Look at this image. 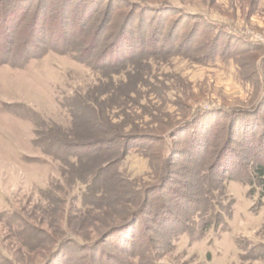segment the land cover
I'll return each mask as SVG.
<instances>
[{"label":"rangeland","instance_id":"1","mask_svg":"<svg viewBox=\"0 0 264 264\" xmlns=\"http://www.w3.org/2000/svg\"><path fill=\"white\" fill-rule=\"evenodd\" d=\"M133 3H164L172 10L146 15ZM184 11L190 18L181 14ZM133 12L144 22L146 50L131 61L104 64L113 35ZM194 15L227 27L226 35L218 34L213 53L218 57L212 62L205 63L214 29ZM174 22L175 41L169 48L163 45ZM23 25L0 29V264H264V198L258 207V190L250 198L249 187L235 181H225V193L234 202L232 215L201 239L183 234L170 246L154 233L158 229L152 223L154 214L103 238L109 225H104L109 221L106 217L116 219L125 213L124 208L109 214L94 212L76 199L83 187L78 179L94 171L92 163L97 158H103L98 165L108 158L106 149L78 150L63 138L83 127V115L75 104L92 103L95 108V100L102 105L110 101L108 110L98 112L115 123L127 119L145 127L160 119L174 128L189 118L195 126L210 130L204 136L205 152L193 158L199 164L215 160L223 148L233 147L246 155L239 139L230 142L224 135L244 124L242 116L264 121V0H105L84 28L86 35L99 37L91 58L85 60L93 69L69 54L83 46L71 30L66 42L44 33L40 43L27 48L30 54L22 55L23 48L17 47ZM138 25L137 21L132 28L135 39ZM191 35L194 43L179 49ZM154 44L155 51L151 50ZM164 126L151 125L153 129ZM167 134L160 141L138 145L146 152H130L117 164L120 175L153 187L159 184L154 177L156 166L168 165L169 155L175 171L183 167L179 157H186L184 151L190 150L185 138L189 134ZM38 145H50L54 157ZM87 151L92 153L90 162L84 159L75 165L74 158L69 163L65 160L67 155ZM245 158L242 167L249 169ZM231 168L232 176L240 175L239 169ZM173 176L178 183H168V191L196 195L185 186L186 179ZM150 199L174 208L164 195ZM178 221L175 227L188 225L184 216ZM196 229L194 225L195 233ZM75 232L82 236L76 237Z\"/></svg>","mask_w":264,"mask_h":264},{"label":"trees","instance_id":"2","mask_svg":"<svg viewBox=\"0 0 264 264\" xmlns=\"http://www.w3.org/2000/svg\"><path fill=\"white\" fill-rule=\"evenodd\" d=\"M103 1L105 0H0V29L3 30L9 27L14 29L24 23L23 27H21V33L23 34L21 45L17 47L19 51L23 48L22 55L30 54V50L44 38V33L50 36L55 35L59 42H66V33L71 30L73 37L81 39L80 43L83 46L77 48V52L69 51V54H71L75 61L93 69L85 60L91 58L92 50L97 46L99 37L93 38L86 35L84 28L93 19V15L98 12L99 6ZM106 1L109 2V0ZM133 4L139 6L140 11L144 10L146 15L155 14L161 9L163 11L172 10L171 6L164 5V3L161 5L151 3ZM181 14L186 15L188 18L191 16L189 13H185V11ZM196 17L198 18V22L204 21V23L209 25V28L214 29L215 33L213 34L216 35L207 41L209 50L206 56L208 60L205 63H209L212 62V59L218 57L213 55L214 49L217 47V41L220 38L218 34H225L224 30L227 27L214 23L204 16L197 15ZM137 21L140 25L137 27L136 33L138 36L135 39L133 37L135 33L132 32V28L134 24H137ZM175 22L177 23L178 20ZM175 22L173 27L170 25L171 29L168 27L167 45L164 44L163 46H168L169 48L174 46ZM143 24L144 22L140 18H137L134 12L130 13L120 30L113 35V41L109 45L111 49L104 54L103 63L122 64L124 61H131L138 53L144 52L146 50L145 40L147 33L146 28H143ZM163 26H160L161 28L158 29L157 32L159 34L162 32ZM74 28L77 29L74 30ZM151 35L155 37V34L153 35L152 33ZM192 37L193 35H191V39L186 43H180L179 46L181 44L183 46L179 47V49L192 45L195 39L194 37L192 39ZM27 48L31 49L27 50ZM151 50H157L155 44L151 46ZM95 101V108H92V103H88L89 105L80 104L79 102L75 104L83 115V127L79 131H74L71 135H65L63 138L70 139L69 144L75 146L78 150H92L101 147H105L106 149L105 153L108 155V158H105L104 162L99 165V161L101 162L103 158H97L98 160L92 163L94 171L89 176L78 179L83 187L80 189V196L76 199L77 202H81L94 212L105 211V213L109 214L111 210L115 211V208H124L125 213L117 216L116 219H111L110 216L106 217L109 221L104 225H109L107 226L108 231L103 238L121 232L134 221H138L141 216H151L154 214L152 223L153 226L156 225L158 228L154 233L162 237L161 239H165L166 243L169 241L170 246H172L175 239L183 234H189L192 240L195 238L201 239L210 228L217 230L218 227H222L226 217L232 215L234 202L225 193V181H235L249 187L247 196L250 198H253L258 190L259 199L257 206H262L264 198L263 120H260V122L256 117L250 119L251 115L242 116L243 121L241 124H244L236 127L233 125V133L230 130L224 135V138L230 142H233L234 137L241 141L247 151V154L245 153L246 151L244 152L246 154L244 156H246L245 160H248L250 165L249 169H247V166V168L242 167L241 162L244 156L239 155L233 147H226V150L223 148L215 160L212 158V155V159L209 162L204 161L199 164L193 158L205 152L206 140L204 136L210 130L204 131L200 124L198 127L195 126L192 123L193 120L189 118H185L184 122L174 128H172L173 125L170 121L164 122L160 119H154L152 123L157 122L159 126L163 124L166 126L155 129L151 127V122L147 123L145 127L139 126L134 121L127 119L123 122L115 123L112 118H109V115H100L98 112L99 108L101 110H108L110 101L106 105H102L97 100ZM168 131L169 134L167 135L169 137H177L179 134L185 135V133L190 135H185L186 145L190 146V150L184 151L183 154H187L186 157H179V160L185 162L183 167L175 171V167L170 163L172 159L171 155H169L166 159L168 165L162 162L156 166L154 177L159 184L153 187H149L145 183L140 184L139 182L131 181L120 175L117 169L118 163L132 151H143L145 153L147 149L138 147V145L146 141H160L161 137L168 133ZM84 139L87 140L86 143L82 142ZM39 148L44 154L52 155L50 153V145H46V147L40 145ZM89 152L87 151L75 156L67 155L65 160L69 163L74 158L73 164L81 165L84 159L88 162L92 161L90 159L92 158L90 155L92 153ZM230 167L233 170L239 169L236 172L240 175L232 176V173L235 171L232 170L233 172H231ZM105 173L109 174L98 178L100 174ZM75 174H78V172ZM173 175H177V178L182 177L186 179L187 183L185 186L193 188L196 195L191 197L189 194L168 191L169 188L166 187L168 183H178V179ZM154 194L166 196L174 208L170 210L167 205H163L160 202L154 204L155 201H151L150 199V196ZM129 208L133 210L130 211ZM136 208L137 211L135 213ZM183 216L188 225L180 224L175 227V223H178V220ZM194 225L197 226L196 230L198 231L196 233L193 231ZM143 228H146L145 224ZM147 230L150 231L152 229L150 227ZM193 234L196 235L194 236ZM74 235L78 238L82 236L79 232H75ZM153 248L155 249V247L151 248L152 253L155 252ZM148 261L150 262V260Z\"/></svg>","mask_w":264,"mask_h":264}]
</instances>
